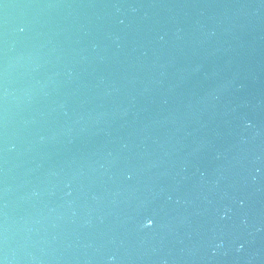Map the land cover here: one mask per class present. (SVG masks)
<instances>
[{"label":"water","instance_id":"water-1","mask_svg":"<svg viewBox=\"0 0 264 264\" xmlns=\"http://www.w3.org/2000/svg\"><path fill=\"white\" fill-rule=\"evenodd\" d=\"M56 0H0V264H32L41 103Z\"/></svg>","mask_w":264,"mask_h":264}]
</instances>
